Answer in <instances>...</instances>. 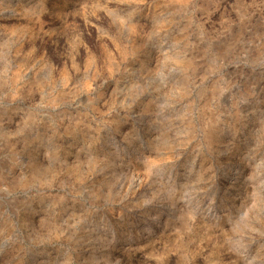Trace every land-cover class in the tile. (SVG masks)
I'll use <instances>...</instances> for the list:
<instances>
[{"label":"rangeland","instance_id":"rangeland-1","mask_svg":"<svg viewBox=\"0 0 264 264\" xmlns=\"http://www.w3.org/2000/svg\"><path fill=\"white\" fill-rule=\"evenodd\" d=\"M0 264H264V0H0Z\"/></svg>","mask_w":264,"mask_h":264}]
</instances>
